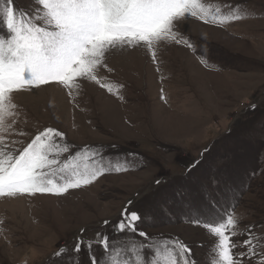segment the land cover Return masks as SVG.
Masks as SVG:
<instances>
[{"label":"rangeland","instance_id":"obj_1","mask_svg":"<svg viewBox=\"0 0 264 264\" xmlns=\"http://www.w3.org/2000/svg\"><path fill=\"white\" fill-rule=\"evenodd\" d=\"M202 2L243 18L182 19L183 39L157 43L155 60L143 44L110 49L98 76L112 92L79 80L71 93L49 83L13 94L16 115L0 132L7 152L53 128L69 148L62 161L90 150L97 155L89 163L109 170L59 196L0 197V264H89L84 250L72 249L98 232L118 246L139 244L143 238L115 230L126 209L142 217L139 230L184 241L200 264L213 259L214 238L190 220L232 214L238 230L251 225L264 235V0Z\"/></svg>","mask_w":264,"mask_h":264},{"label":"snow or ice","instance_id":"obj_2","mask_svg":"<svg viewBox=\"0 0 264 264\" xmlns=\"http://www.w3.org/2000/svg\"><path fill=\"white\" fill-rule=\"evenodd\" d=\"M29 3L31 8L25 9L17 7L15 0H0V132L11 127L7 120L16 115L14 93L49 83H57L71 93L79 87V80L92 81L112 92V87L98 76L100 69L107 68L105 59L110 49L143 44L155 60L157 43L178 44L183 39L176 31V24L182 19L190 16L204 23H225L243 18L238 11L223 15L219 7L213 12L202 0H29ZM62 140L64 133L46 128L23 150L9 153L0 136V197L37 193L59 196L69 189L91 184L109 170L98 162L89 163L97 155L90 150L62 161L60 156L69 151L67 143L58 142ZM197 163L193 162L192 167ZM141 219L136 211L126 209L115 225L118 232L143 238L139 244L125 242L118 246L108 235L98 232L94 240L79 237L72 251L78 255L84 250L89 264H200L184 241L178 238L154 241L139 230L137 222ZM190 222L203 226L214 238L210 264H252L253 258L264 264V235L257 236L251 225L238 230L234 215L219 220L196 218ZM241 236L245 238L238 239ZM96 248L102 249L100 256ZM122 252L132 253L133 258L127 255L122 258ZM63 253L61 249L56 255Z\"/></svg>","mask_w":264,"mask_h":264},{"label":"trees","instance_id":"obj_3","mask_svg":"<svg viewBox=\"0 0 264 264\" xmlns=\"http://www.w3.org/2000/svg\"><path fill=\"white\" fill-rule=\"evenodd\" d=\"M0 27H1V26H0ZM0 34H2V33H0ZM199 166H200V165H197V167L194 168V172H195L196 170L199 169ZM226 206H227V204H226ZM225 210H226V207H225V209H222L223 212H225Z\"/></svg>","mask_w":264,"mask_h":264},{"label":"bare ground","instance_id":"obj_4","mask_svg":"<svg viewBox=\"0 0 264 264\" xmlns=\"http://www.w3.org/2000/svg\"><path fill=\"white\" fill-rule=\"evenodd\" d=\"M25 91V90H24Z\"/></svg>","mask_w":264,"mask_h":264}]
</instances>
